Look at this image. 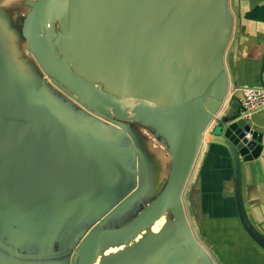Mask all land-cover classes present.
Wrapping results in <instances>:
<instances>
[{
    "label": "crops",
    "instance_id": "0c3cea01",
    "mask_svg": "<svg viewBox=\"0 0 264 264\" xmlns=\"http://www.w3.org/2000/svg\"><path fill=\"white\" fill-rule=\"evenodd\" d=\"M179 1L183 8L190 6H184L182 0ZM227 2L231 25L221 63L223 84L220 96L223 111L231 101L241 97L240 89H264V0ZM119 31L113 33V47L127 48L124 45H130L129 34L128 38L120 39ZM10 101L0 106V109L6 110L5 117L0 116V121L4 123L0 135L6 126L9 131H12V127H18V134H6L0 140V202L8 204L28 201L33 195L42 198L50 194L48 199L52 202L55 194L68 191H73L74 202L87 196H96V199L101 196L104 199L121 178L119 166L131 174H142L148 183L144 187L128 189V184L133 181H125L120 187L127 188L122 201L129 196L138 198L151 195L155 198L163 190L171 172L172 154L156 132L147 140L136 138L134 141L139 145L123 151L102 147L105 145L102 144L98 151L101 154L108 151L107 156L99 158L102 160L96 164L88 153L87 164H77L69 156L67 136L62 130L63 135L54 129L47 115L28 108L20 110ZM21 115L24 118L18 120ZM248 123L263 135L264 146V111L253 113ZM209 131L205 128L201 134L199 147L182 189L181 203L190 223L189 229L214 264H264V250L247 235L237 215L230 157L223 147L210 143ZM83 155V151L79 152L78 159L82 160ZM243 170L249 212L264 235V148L260 158L244 164ZM82 184H86V187L79 189ZM91 188H96L97 192H90ZM11 189L17 191L19 196L16 199H4L1 193ZM86 207L79 204L78 208L85 211ZM89 208L94 209L95 205ZM113 208L114 205L100 214L90 224L91 229L110 214ZM43 209L52 216L48 209ZM154 224L155 221L143 230L144 235L135 241L132 250L125 251L122 247L120 250H112L122 244L107 249L102 264H142L137 259V250L143 247V239L148 241L154 236L157 239L143 252V264H162L164 257L173 258L177 264H197L194 255H189L192 253H187L186 249L171 241L170 229L167 235L159 236L161 226ZM13 236L26 239L23 233ZM50 241L52 239H47V242ZM116 251L122 252L112 255Z\"/></svg>",
    "mask_w": 264,
    "mask_h": 264
},
{
    "label": "rangeland",
    "instance_id": "374dc122",
    "mask_svg": "<svg viewBox=\"0 0 264 264\" xmlns=\"http://www.w3.org/2000/svg\"><path fill=\"white\" fill-rule=\"evenodd\" d=\"M35 1L0 0V106L6 101L11 103L10 100H12V104L20 110H27L26 108H28L37 113L47 115L55 123V130L60 134L63 131V134L69 138L67 143L69 156L76 163L78 144H83L86 147L90 158L96 164L99 160H102L99 158H103L109 154L108 151L101 154L96 149L97 146L92 144L90 138L95 137L98 146L109 143V146L106 147L123 151L130 146H138L139 144L134 141L136 138L147 140L149 136L153 135L155 133L153 129L143 127L138 121L107 118L95 113L46 73L35 59L31 47L21 35L23 19ZM205 1L210 0H182L184 6L200 4ZM132 2L134 3L135 0H93L90 31L91 34H95L94 48L98 52L102 53L104 48L113 44L109 40L113 39L115 30L120 29V39L128 38V34L131 32L128 26L134 17V4ZM77 4L78 0H63L58 19L48 31L49 41L57 57L63 60L69 70L77 74L82 81L98 87L108 97L114 99L125 98L127 100L136 99L176 114L177 110L174 105L177 103L178 98L171 85H158L156 94L149 95L145 89L130 81H116L112 78L104 79L100 69L89 65V61L92 58H85L81 53L74 32V16ZM123 5H126L125 7L129 9H127L126 13L119 14ZM220 6H222L221 10L223 16L226 18L225 26H229L228 29H230L231 15L227 8V0H220ZM222 29L220 30L221 38H223ZM81 33L83 35L84 31H81ZM103 44H106L105 47ZM182 45L180 41L177 53L183 49ZM224 46L225 44L222 50L219 51L218 65L222 63ZM162 47L167 53L172 52V46L167 42L162 43ZM102 58H100L101 62L107 65L106 60L104 59L103 61ZM181 61L189 69V76L192 81L190 86L193 82H200L202 84L196 90L195 96L193 95L194 97H192L190 86L185 89V99L187 102H189L188 99H193L191 100L192 102L197 100L195 103L200 101V107L203 108L204 100L211 95V84L221 76L222 67L219 69V75L213 77L209 71L201 68L199 63L196 62L191 49L182 54ZM57 127L62 131L60 132ZM119 168L121 170L118 168L117 170L121 172V178L108 191L107 196L102 200L92 198L96 202L94 209H90L89 206L92 205L89 204L87 206L88 209L85 211L74 205L63 206L62 204L52 206L49 209L53 214L52 218L38 221L39 219H43L39 210L30 215H27L23 211L25 208L29 210L30 204H32L30 203L31 201L40 202L42 200L44 204L45 200L51 197V194L43 196L40 199L33 198L28 201L8 204L0 203V210H18L21 219L23 218L25 221H28L33 218L37 222V233L44 231L43 235L39 236L40 238L36 242L37 245L22 242L17 237L7 240V232L12 235H19V231L21 230H33L29 226L15 227L12 218H5L6 215L0 213V264H76L80 243L87 231L91 230L90 224L110 206L114 205L118 207L127 188L130 189L135 186L144 187L145 184H148L147 178L142 174L137 176V174L126 172L120 166ZM128 179L133 181V183L128 184L126 189H121L120 187ZM89 191L97 192V189L91 188ZM73 196V192H60L53 197H60L64 200ZM153 198L151 195L148 197L141 196L129 201L120 206L119 210H115L116 212L112 216L101 220L94 226L95 228H119L133 219ZM156 224L161 226L158 232L159 236L167 235L170 229L169 235L172 238L171 241L176 242V245L181 247L178 244L179 237L169 210L155 220L154 225ZM188 226H190V223H188ZM79 230L81 231L79 232ZM142 235H137L123 243L121 246L122 250H132L135 241L141 239ZM51 236L53 238L52 243L50 242L45 246L41 244L42 239H44L43 237L50 240ZM155 239H157L155 236L148 241L147 239H143L141 243L143 247L137 250V259L142 264L145 248ZM186 251L190 253L187 249ZM27 252L30 256L25 257V253L27 254ZM121 252L117 253L116 251L112 255H118ZM105 258L106 254L103 251H99L95 256L93 264H102ZM177 263L173 258L164 257L162 259V264Z\"/></svg>",
    "mask_w": 264,
    "mask_h": 264
},
{
    "label": "water",
    "instance_id": "95a60500",
    "mask_svg": "<svg viewBox=\"0 0 264 264\" xmlns=\"http://www.w3.org/2000/svg\"><path fill=\"white\" fill-rule=\"evenodd\" d=\"M62 1L36 0L23 19L21 35L31 47L37 62L51 78L95 113L107 118L135 120L142 126L153 129L163 138L172 154L171 172L160 194L123 226L89 230L80 243L76 264H93L99 251L134 238L168 210L179 237L178 244L194 255L197 264H214L195 241L181 203L182 189L199 147L201 135H195L192 123L169 111L136 99L108 97L98 87L82 81L77 74L71 72L63 60L53 52L48 35V31L58 19ZM228 27L224 26L221 31L223 38L228 36ZM222 84L221 69L220 78L211 84L212 91L218 92L219 95H212L204 100L206 122L199 119L195 127L202 130L201 133L208 128L211 134L210 143L227 151L233 168L234 197L239 221L247 235L264 250V235L249 212L243 170L244 164L253 163L260 158L264 148L263 135L252 129L248 120L240 117L238 100L231 101L223 111L220 96ZM53 125L55 129V124ZM58 130L60 131L59 128ZM121 204L103 219L112 216L115 210L123 206Z\"/></svg>",
    "mask_w": 264,
    "mask_h": 264
},
{
    "label": "bare ground",
    "instance_id": "6f19581e",
    "mask_svg": "<svg viewBox=\"0 0 264 264\" xmlns=\"http://www.w3.org/2000/svg\"><path fill=\"white\" fill-rule=\"evenodd\" d=\"M92 3L93 0H78L74 16L75 30L73 29L81 53L85 58H92L89 65L100 69L104 79L130 81L145 89L149 95L156 94L158 85H171L178 98L174 105L177 113L174 115L192 123L195 135L200 137L202 130L196 129L195 126L199 119L206 122L205 110L200 107V101L195 103L197 100L192 102L193 99H188L187 102L185 99V89L192 81L189 69L181 61V56L191 49L201 68L209 71L213 77L219 75L222 65L217 64V59L226 41V37H220V30L226 23L220 0L205 1L190 5L188 8H183L179 0H135L134 3L132 2L134 17L128 26L131 29L128 40L130 45H124L128 46L124 48L113 47L112 44L104 48L102 53L94 48L95 34H91L90 31ZM125 6H122L119 14L127 12L129 8ZM81 31H84L83 35ZM180 41L183 49L177 53ZM109 42H113V39ZM164 42L172 46L171 54L162 47ZM105 45L103 44L104 47ZM124 49L126 51H123ZM100 58L103 61L105 59L107 65L103 64ZM201 85L200 82L191 84L192 97ZM211 95L217 96L219 93L215 91L211 92ZM5 111L0 109V116L5 117ZM23 118L24 115H21L18 120ZM3 126L4 123L0 121V129ZM6 134L8 136L18 134V127H12V131H9L6 126L0 135V140H3ZM1 195L4 199H16L19 193L11 189L2 192ZM134 199L135 196H129L121 202V205ZM140 233L142 234L143 230ZM114 246L101 251L106 253L107 249ZM119 248L121 246L112 250Z\"/></svg>",
    "mask_w": 264,
    "mask_h": 264
},
{
    "label": "flooded vegetation",
    "instance_id": "af4514ba",
    "mask_svg": "<svg viewBox=\"0 0 264 264\" xmlns=\"http://www.w3.org/2000/svg\"><path fill=\"white\" fill-rule=\"evenodd\" d=\"M67 139L69 140L68 137H67ZM90 139L92 141V144L95 145V146H97L96 147L97 150L99 148H101V145L102 144L98 146L97 141L94 140V138H90ZM106 146H109V143H106L105 145H102V147H106ZM69 148H70V146H69ZM81 151H83L84 155H83L82 160H79L78 159V154ZM88 153H89L88 150L86 149L85 146H83V144H78V147L76 149L77 163L78 164H80V163L87 164V161L88 160H86V154L88 155ZM96 176H97V174H96ZM84 187H86V184H84V185L82 184L81 187H79V189H82ZM72 192L73 191H68L67 193H72ZM148 193H150V192H148ZM33 198L34 199H38V198L40 199L41 197L39 195H37V196L36 195H33L31 199H33ZM92 198L93 199H96L97 197L96 196H94V197H90V196L89 197L88 196L87 197H82L77 202L72 201V199H75L73 197L70 198V199H64V200L61 199L60 197H53L52 199L54 201L50 202L51 199H47V200H45V203L44 204L42 203V200L40 202H38L37 204H35V202H32L31 201L30 203H32V204H30L29 210H26V208H25V210L23 212H25L27 215H30V214H33L34 212H36L37 210H39L41 212V214H42L43 219L42 220L39 219L38 221H44L46 218H52L53 214H52V216H49L48 213H46L43 208H46V209H48V211H50L49 210L50 207H52V206H59V205H62V204H63V206H73L74 205L76 207H79V204L81 206L83 205L84 207H85V205L88 206V204L89 205H95L96 202ZM98 198H99V200H102L101 199L102 198L101 196H98ZM21 202H23V201H21ZM0 203H3V202H0ZM15 203H17V202H15ZM86 209H88V207H86ZM0 211H1L0 212L1 214L6 215L5 218H12L13 224L15 225V227H18V226H29L33 230V231H26V229H24V230L19 231V233H23L24 234V236L26 237V239L18 238L17 236H13L9 232H7V234H8V239L7 240H12L13 237H17L18 240H20L22 242H29L30 245H33V244H36L37 240L40 238L39 236H42L43 235V232L44 231H41L40 233H37V225L38 224H37V222L35 220H33V218H31V220L29 219L28 221H25L23 218L21 219V217L19 216L20 215V212L18 210H4V209H1ZM45 229H43V230H45ZM80 231L81 230H79V232ZM43 238L44 239H42L41 244L44 245V246L45 245H48L50 242L52 243V241H53L52 236H51L52 241H50V242H47V238L46 237H43ZM14 248H16V246H14ZM27 254H28V252H27Z\"/></svg>",
    "mask_w": 264,
    "mask_h": 264
},
{
    "label": "built area",
    "instance_id": "2783aa9c",
    "mask_svg": "<svg viewBox=\"0 0 264 264\" xmlns=\"http://www.w3.org/2000/svg\"><path fill=\"white\" fill-rule=\"evenodd\" d=\"M241 97L238 99L240 117L249 120L253 113L264 111V89H240Z\"/></svg>",
    "mask_w": 264,
    "mask_h": 264
},
{
    "label": "trees",
    "instance_id": "16d2710c",
    "mask_svg": "<svg viewBox=\"0 0 264 264\" xmlns=\"http://www.w3.org/2000/svg\"><path fill=\"white\" fill-rule=\"evenodd\" d=\"M55 124V123H54ZM58 128V127H57ZM60 129V128H59ZM95 140H96V138L95 137H93Z\"/></svg>",
    "mask_w": 264,
    "mask_h": 264
}]
</instances>
